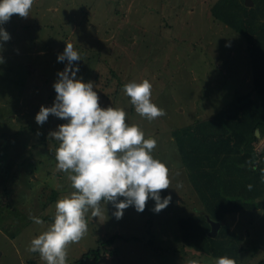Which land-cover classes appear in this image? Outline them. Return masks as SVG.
Returning a JSON list of instances; mask_svg holds the SVG:
<instances>
[{
	"label": "rangeland",
	"instance_id": "1",
	"mask_svg": "<svg viewBox=\"0 0 264 264\" xmlns=\"http://www.w3.org/2000/svg\"><path fill=\"white\" fill-rule=\"evenodd\" d=\"M216 1L34 0L29 17L13 15L0 25L11 37L0 41V264H45L29 251L30 242L53 223L56 201L75 191L68 173L57 168L60 142L50 136L67 121L53 115L43 125L35 120L42 105L55 102L54 84L68 65L58 61L66 43L81 59L72 65L77 78L93 83L100 106L125 110L127 124L157 141L152 155L166 164L171 182L161 192L171 201L159 213L151 198L150 211L130 206L119 220L112 203L101 202L99 218L89 210L87 232L68 247L67 264L112 235L118 236L104 246L102 264H216L220 255L184 240L185 228L194 243L206 231L211 235L212 223L201 213L175 132L218 113L239 94L260 95L248 41L213 15ZM145 79L152 102L165 112L154 120L136 113L123 91ZM184 216L192 217L187 227ZM226 218L218 230L228 227L219 235V247H228L223 256L257 264L264 258V208ZM87 264H95L92 257Z\"/></svg>",
	"mask_w": 264,
	"mask_h": 264
},
{
	"label": "clouds",
	"instance_id": "2",
	"mask_svg": "<svg viewBox=\"0 0 264 264\" xmlns=\"http://www.w3.org/2000/svg\"><path fill=\"white\" fill-rule=\"evenodd\" d=\"M33 3L34 0H0V25L9 22L13 15L29 17ZM10 38L0 27V41ZM65 60L68 65L58 73L54 84L53 106L42 105L35 117L38 125H43L50 115L67 121L50 136L60 142L55 153L57 168L68 173L75 190L56 201L53 223L30 242L29 251L38 252L45 264H67L68 247L78 243L87 232L85 214L91 210L93 217H101L102 201L113 204L117 220L130 206L142 213L150 198L156 202L157 213L171 201V196L161 197L171 182L166 164L152 155L157 141L146 139L138 126L127 124L125 110L100 106L93 83L78 79L79 68L72 67L81 60L72 43H66L64 52L58 56V61ZM151 90L152 84L147 79L123 86L136 113L148 120L165 115L152 102ZM33 220L43 224L39 218ZM216 264H236V261L221 256Z\"/></svg>",
	"mask_w": 264,
	"mask_h": 264
},
{
	"label": "trees",
	"instance_id": "3",
	"mask_svg": "<svg viewBox=\"0 0 264 264\" xmlns=\"http://www.w3.org/2000/svg\"><path fill=\"white\" fill-rule=\"evenodd\" d=\"M211 11L218 20L246 37L253 62L254 90L260 95L239 94L226 108L175 134L188 177L203 206L201 213L207 217V212L218 221L225 218L227 223L228 214L264 208V149H257L264 137V0H254L251 7L245 0H217ZM145 211H150L147 205ZM50 218L54 220V216ZM183 218L187 227V216ZM185 229L186 244L225 255L223 251L228 247H219V235L221 231L226 236L228 227L222 226L214 237L206 231L201 238L195 237L194 243ZM116 236L103 238L75 264H87L90 257L95 264H102L104 246L112 245ZM228 257L232 259L230 254ZM30 263L41 264L33 259ZM257 264H264V258Z\"/></svg>",
	"mask_w": 264,
	"mask_h": 264
},
{
	"label": "water",
	"instance_id": "4",
	"mask_svg": "<svg viewBox=\"0 0 264 264\" xmlns=\"http://www.w3.org/2000/svg\"><path fill=\"white\" fill-rule=\"evenodd\" d=\"M245 2L248 6L254 5V0H245ZM210 221L212 223V229L210 231V234L216 236L218 233L219 227L221 226L222 223L212 218H210Z\"/></svg>",
	"mask_w": 264,
	"mask_h": 264
},
{
	"label": "built area",
	"instance_id": "5",
	"mask_svg": "<svg viewBox=\"0 0 264 264\" xmlns=\"http://www.w3.org/2000/svg\"><path fill=\"white\" fill-rule=\"evenodd\" d=\"M263 147H264V137L261 139V141H260L259 144L257 145V149H258L259 151H262Z\"/></svg>",
	"mask_w": 264,
	"mask_h": 264
}]
</instances>
